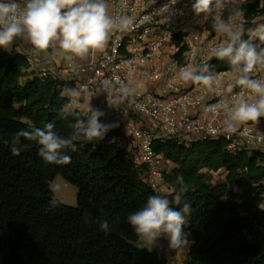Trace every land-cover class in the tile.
<instances>
[{"label":"trees","instance_id":"obj_1","mask_svg":"<svg viewBox=\"0 0 264 264\" xmlns=\"http://www.w3.org/2000/svg\"><path fill=\"white\" fill-rule=\"evenodd\" d=\"M262 1L240 0L221 15L227 20L242 8V39L251 38L258 50L264 42L249 31L264 24ZM211 24L210 18L205 30L220 35ZM208 65L212 74L232 70L215 57ZM70 88L75 81L42 77L26 55L0 47V264H162L156 253L136 246L140 238L127 221L156 193L123 150L76 142L75 150H64L71 157L66 165H46L31 141L22 140L31 146L20 155L11 153V138L20 129L52 122L59 134H70L73 117L60 111L69 107L63 92ZM151 147L173 164L164 173L172 197L178 175L187 186L181 203L191 206L184 229L191 242L188 264H264V151L231 153L225 142L212 139H156ZM220 171L225 180L217 183L214 174ZM58 175L78 188L77 207L57 200L47 210L54 197L49 185ZM97 218L109 222L107 234Z\"/></svg>","mask_w":264,"mask_h":264},{"label":"built area","instance_id":"obj_2","mask_svg":"<svg viewBox=\"0 0 264 264\" xmlns=\"http://www.w3.org/2000/svg\"><path fill=\"white\" fill-rule=\"evenodd\" d=\"M194 2L107 0L110 14L128 16L132 25L127 30L114 32L96 60L83 65L71 61L65 67L66 74L75 79L77 89L84 88L93 94L84 102L90 101L92 106L105 111L101 121L118 124L103 140L87 143L95 147L115 145L123 150L134 162L140 180L161 196L169 190L164 182L168 162L153 152L151 145L156 139H212L225 142L231 153L264 151V122L243 125L233 134H224L216 131L222 127L223 112L205 111L210 105L226 107L233 103L242 91L236 85L235 73H217L220 86L212 90L201 85L192 87L177 76L181 67L198 68L208 64L214 58L209 55L210 46L219 44L205 30L206 22L198 23L201 17L194 12ZM165 6L168 11L161 13ZM222 13V9L214 11L217 18ZM181 47L185 51L177 58ZM28 61L33 68L36 61L31 57ZM40 76L45 77V72ZM252 76L264 78V67H257ZM104 81L113 85L110 91L118 106L107 105V93L102 88ZM121 85L129 92L123 101H119ZM143 117L150 119L157 131L142 125Z\"/></svg>","mask_w":264,"mask_h":264},{"label":"clouds","instance_id":"obj_3","mask_svg":"<svg viewBox=\"0 0 264 264\" xmlns=\"http://www.w3.org/2000/svg\"><path fill=\"white\" fill-rule=\"evenodd\" d=\"M176 0H172L174 4ZM223 7V0H195L194 12L201 19L198 23L212 19V29L225 37L224 42L210 46L209 55L218 60H227L236 74V85L242 90L233 103L223 107L219 104L208 106L205 111L212 114L223 112L220 131L233 134L241 126L258 124L264 118V78H254L252 73L258 66L264 67V47L257 48L250 39H242L243 25L234 26V20L242 17V8H235L228 16L217 18L216 9ZM161 13L168 11L162 8ZM202 14V15H201ZM133 21L125 15H111L107 0H0V47L6 48L17 39L27 42L33 54H63L66 60L75 58L86 59L90 53L102 52L116 31L127 30ZM253 35L264 42V24L252 30ZM209 65L197 67L184 66L178 71V78L184 83L201 85L212 90L220 86L218 74L209 71ZM110 81L102 83L107 93V105L118 106L113 101ZM119 101L129 96L128 89L121 85ZM232 91L231 88L228 89ZM70 97H74L69 107L62 108L64 118L73 117L69 135H61L55 130L52 122L43 128L31 127L18 130L11 138L10 151L20 155L31 145L22 140L35 142L38 146L37 155L46 165H66L71 157L64 150H75L76 142H92L103 140L109 130L118 126L116 123H104L101 118L105 111L92 106L84 100L93 95L84 88L68 89ZM247 93V96L245 95ZM179 185L174 200L159 194L149 195L146 202L127 217L129 225L138 238L148 245L154 246L160 238L168 240L171 249L186 247L189 244L188 233L184 231L188 225L191 206L181 203L182 194L187 191L183 175L176 177ZM52 193L60 190V185H49ZM53 197L49 202L51 210L58 205ZM182 205L174 208L172 205ZM88 217H85L87 222ZM96 222L107 234L110 225L107 220L97 218Z\"/></svg>","mask_w":264,"mask_h":264},{"label":"rangeland","instance_id":"obj_4","mask_svg":"<svg viewBox=\"0 0 264 264\" xmlns=\"http://www.w3.org/2000/svg\"><path fill=\"white\" fill-rule=\"evenodd\" d=\"M240 0H223V7L221 8L224 12L227 9H231L233 4H237ZM264 4V0L262 1ZM218 17V16H217ZM243 22V18L239 17L234 20V26H239ZM255 29V28H254ZM253 30V29H252ZM252 30L249 33L256 39L253 35ZM225 37L221 35H217L216 39L214 40L217 43L224 42ZM17 42L14 41L13 44L9 45L8 47H12ZM20 44V43H19ZM20 52L24 51V49L20 48V45H15ZM9 50V48H7ZM26 52V51H25ZM62 58V57H61ZM60 58V59H61ZM53 61H56L57 64H60V60L56 59V57L51 58ZM38 69L36 66L33 69ZM169 171V169H168ZM215 182L220 183L225 180V172L220 171L214 174ZM59 184L60 190L54 194V198L61 203L65 204L69 207H77V197H78V188L68 183L61 175L56 176V178L50 182ZM168 190L163 191V195L166 196L169 200L172 199V195L168 194ZM264 208V204L262 205ZM136 246L141 249H147L150 252H154L158 255L162 264H188L189 262V249L191 247V242L186 247H180L178 249H171L168 246V240L166 238H160L154 246L148 245L144 240L140 239Z\"/></svg>","mask_w":264,"mask_h":264},{"label":"crops","instance_id":"obj_5","mask_svg":"<svg viewBox=\"0 0 264 264\" xmlns=\"http://www.w3.org/2000/svg\"><path fill=\"white\" fill-rule=\"evenodd\" d=\"M109 13H110V8H109ZM213 39L215 40L216 37H214ZM15 41L17 42L16 44H14L12 47H6L5 49L7 50V48H9L8 51L15 49L16 51L20 52L16 48L18 46H15V45H20V48L24 49V51H21L20 53L26 55L27 57H31L32 59H34L36 61L33 68L36 66L38 69L32 68V70L36 71L39 75L43 71V72H45L46 76L50 75V76L56 77V78L63 80V81H75L74 78H72L71 76H68L65 72V67L69 62L74 61L75 65H83V64H86L90 61L96 60L99 56V52H93V53H90L86 59L75 58V59L69 61V60H66L64 58L63 54L50 55L49 53H41L39 55H35V54H33L31 46L27 42L19 40V39L15 40ZM52 57H56V59H59L60 64H57L56 61H53L51 59ZM230 73L234 74L233 70H231ZM75 83H76V81H75ZM63 96L68 97L70 100L76 99L74 97H70L68 91H64ZM192 114H194V113L192 112ZM260 121L264 122V118H261ZM140 123L152 131H157V127L155 126V124L150 119H148L147 117L141 118ZM195 140H197V139L193 138V137L192 138H190V137L181 138V141L186 142V143H189V142L195 141ZM172 168H173V164L168 162L169 171ZM167 192L170 195L173 193V191L171 189H169ZM171 200H174V197H172Z\"/></svg>","mask_w":264,"mask_h":264}]
</instances>
